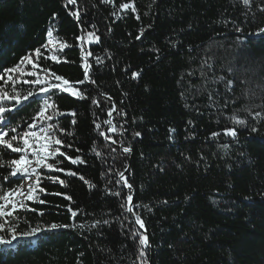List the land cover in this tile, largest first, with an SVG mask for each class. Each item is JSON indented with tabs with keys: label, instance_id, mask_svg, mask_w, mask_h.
Instances as JSON below:
<instances>
[{
	"label": "trees",
	"instance_id": "16d2710c",
	"mask_svg": "<svg viewBox=\"0 0 264 264\" xmlns=\"http://www.w3.org/2000/svg\"><path fill=\"white\" fill-rule=\"evenodd\" d=\"M124 3L130 8L123 9ZM77 10L79 20L71 15ZM261 27L264 0L250 5L243 0H77L75 5L0 0V72L37 48L44 52L51 30L53 39L68 47L56 54L60 62L44 57L37 62L86 97L56 90L35 94L36 85L17 83V91L34 96L19 106L0 102L9 109L0 123L9 136L17 134L13 127L23 133L32 123L54 124L64 142L61 152L84 161L73 164L59 155L49 161L76 176L39 169L46 193L37 195L46 203L27 202L37 212L20 211L11 223L18 232L53 222L85 225L0 246V264H140L132 232L145 229L147 264H264V117L255 119L245 110L264 112V34H256ZM80 36L85 39L77 40ZM81 45L93 55L86 57ZM205 59L211 68L202 65ZM85 63L89 80L78 85L85 80ZM24 69L38 71L31 65ZM24 79L34 77L20 76ZM0 87L12 91L2 81ZM46 99L56 108L48 109L53 119L41 123L36 118ZM113 105L117 111L109 117ZM233 115L247 125H235ZM108 119L122 131L108 132ZM229 127L237 129L236 138L224 134ZM214 132L221 135L213 137ZM19 155L0 146V192L22 183L8 167ZM120 172L132 185L130 193L117 183ZM128 194L136 205L133 213L121 208ZM135 215L145 229L134 223ZM96 221L101 223L91 227ZM0 235L10 238L8 224Z\"/></svg>",
	"mask_w": 264,
	"mask_h": 264
},
{
	"label": "snow or ice",
	"instance_id": "6c2138e0",
	"mask_svg": "<svg viewBox=\"0 0 264 264\" xmlns=\"http://www.w3.org/2000/svg\"><path fill=\"white\" fill-rule=\"evenodd\" d=\"M77 3V0H67V4L75 5ZM243 3L245 5H250L251 0H243ZM67 6V5H66ZM123 9H129L130 5L128 3H124L121 5ZM132 11H135V8H131ZM77 20L80 19V11H74L71 13ZM139 19V16L136 17ZM83 31V29H82ZM236 31L241 32L243 31L240 28H237ZM257 35L264 34V27H261L256 32ZM49 38L53 37V32L51 30L47 33ZM141 35H143V32L141 31ZM87 36L89 38L94 36L93 32H88ZM140 36L137 37L139 39ZM77 40L83 41L85 39L84 36H80L76 38ZM96 41H99V37H95ZM68 47L66 43H61L60 49ZM42 48L44 49V52L41 51L40 48H37L34 50V53H30L28 56L22 58L14 67L12 68H5L2 72H0V81L4 82L5 84H9L10 87H12V91L9 92L6 88L0 87V102L5 101H13L15 105L19 106L23 102L28 101L30 98L34 96V93L32 91H27L25 93H21L17 91L16 85L17 83L22 84H33L38 87V93L35 94H48L52 90L60 91V92H66L70 95H73L77 98H86L84 97V94L79 91L78 88L73 86L69 83L67 79H64L62 76L56 74L55 72H52L51 69H42V66L37 62L41 57H44L45 59H51L54 62H60V58L58 55L53 52L51 56H45V52L52 51L48 48V45H42ZM81 48L83 49V45H81ZM86 52L87 56H92L93 53L90 51H87L86 49H83ZM33 55L36 57V61L33 60ZM85 57V59H86ZM97 63L100 62L99 57L96 58ZM31 65L33 69H37L38 71H28L25 72L24 65ZM202 65L208 68H211V64L207 59L202 61ZM85 69V80L77 81L76 84L82 85L85 83L86 80H89L88 76V68L90 65L84 64L83 65ZM46 71V75L44 77H41L39 74V71ZM27 75L29 77H34V79H24L20 80V76ZM139 73H133V76H137ZM205 75L203 70H201V76ZM220 81H224L225 77L221 76L218 78ZM91 83H95V81H91ZM233 84V81L228 80L226 81V87L229 91H231V86ZM50 99V97H49ZM94 103H99L98 101H93ZM226 106V105H225ZM50 108H56V105L50 104L49 101L46 99L43 103V108L40 109L39 115L36 119L41 121V123H46L49 120L53 119V115L48 114V109ZM246 111H249V114L253 116L255 119H259L264 117V112H255L252 113L251 110L245 109ZM9 109L5 106H0V123H3V114L8 112ZM117 109L115 105L112 106V108L108 111V116L112 117L113 112H116ZM62 114V113H60ZM72 115H75V113H72ZM120 115H124V113H120ZM233 123L235 125L240 126H246L247 120L245 118H241L239 115H233L231 117ZM72 123H75V120L72 121ZM104 123H106L109 128L108 132L116 133L122 131L121 128H117L115 124H113L111 119L106 120ZM97 129H99V125L96 126ZM35 129H38L36 131ZM12 133H17L15 135L9 136V131H5L4 129L0 128V146H3L6 149H10L13 153H20L19 157L17 159H13L10 161V164L8 165L9 168H11V176L15 177L18 174L22 177V179L27 181V185L25 187V184L21 183L17 185V187L9 189L7 192H0V231L5 230V225H9L10 230V238L5 239L4 235H0V246H4L5 248H11L14 244H19L20 241L25 242H34L32 241V238L37 237L39 233L44 231H53V230H59V229H65L69 227H85V225H69V224H59V223H50L46 228H41L40 226L33 227L29 229L28 231L18 232L16 229V226L11 223V218L14 216L18 219L19 216L17 215L20 211H32L37 212L36 208H31L29 206L28 201L39 203V204H45L46 200L40 199L37 195V192L40 193H46V189L40 187L42 180L45 178L43 173L39 171V169H47L50 172L58 171V172H64L65 175L68 176H76L77 173L73 172L71 170H65L63 168L57 167V162H49L51 159L59 156H64L66 159L70 160L71 163L77 164V163H83L84 161L80 157H67L65 153L61 152V147L63 146L64 142L58 138L55 135L56 131V125L54 124H46L45 127L40 126L37 123H32L28 125V130L24 131L23 133H18L17 128L13 127L10 129ZM60 131H64L63 129H60ZM170 131H175L174 129H170ZM251 131L255 132L257 129L253 127ZM224 134L228 135L232 138H236L238 135L237 129L235 127H229L224 129ZM101 136H104L106 140H110L113 144L117 143L115 139H113L111 136L107 135L104 132L100 133ZM136 136H140L141 134L139 132L135 133ZM221 133L214 132L212 133L213 137L220 136ZM15 143V146H14ZM68 147H71V145H68ZM222 147L226 150L229 146L227 144L222 145ZM76 151H79V149H76ZM95 151V149H93ZM123 151L125 153L130 152V147H124ZM31 157V159L29 158ZM127 171V169H125ZM48 179L52 180V182H58L62 186H67L65 184V181L62 179H59V177H47ZM119 181L117 183L122 182L124 186H126L129 189V193L131 192L132 185L128 182L127 177L125 176L124 172L119 173ZM5 180L8 179V177H4ZM81 180L84 179V177H80ZM90 187H93V185H89ZM113 195L119 196V192L112 193ZM52 195H61L60 193H52ZM67 200H71V196H65ZM136 205L133 203V196L131 194H128L126 196L125 203L121 205V208H124L127 212L133 213L134 208ZM68 211L71 213L72 217L77 216V211H74L71 207L68 208ZM39 215L43 216L44 213L40 212ZM101 221H96L95 224H93L91 227H96L99 225ZM104 224H108L109 221L105 220L103 221ZM134 223L139 225V229H145V224L143 219L139 215L134 216ZM132 237L134 239L138 238V256L140 258V264H147V252L146 249L150 247L149 244V238L145 232H140L139 230H135L132 232Z\"/></svg>",
	"mask_w": 264,
	"mask_h": 264
},
{
	"label": "rangeland",
	"instance_id": "374dc122",
	"mask_svg": "<svg viewBox=\"0 0 264 264\" xmlns=\"http://www.w3.org/2000/svg\"><path fill=\"white\" fill-rule=\"evenodd\" d=\"M47 45H48V48L52 51H50L51 55L53 54V52H55V54H57L59 51H62V50H59L60 49V44L57 43L53 37L52 38H49L48 37V42H47ZM27 66H30V65H27L25 64L23 67L26 68ZM37 124H39L38 122H36ZM36 131H38V129H35ZM31 159V158H30ZM22 183L25 184V187L27 185V181L22 179ZM28 202H31V201H28ZM27 203V202H26Z\"/></svg>",
	"mask_w": 264,
	"mask_h": 264
}]
</instances>
